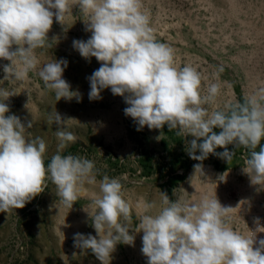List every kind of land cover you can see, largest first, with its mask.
Instances as JSON below:
<instances>
[{
    "label": "clouds",
    "instance_id": "obj_1",
    "mask_svg": "<svg viewBox=\"0 0 264 264\" xmlns=\"http://www.w3.org/2000/svg\"><path fill=\"white\" fill-rule=\"evenodd\" d=\"M74 7L91 36L73 40V47L89 62L92 57L100 62L87 78L90 100L102 99L101 91L110 88L113 95L123 97L128 105L124 113L138 125L137 131L167 125L178 137H194L187 151L197 161L213 154L230 163L235 153L228 145L246 149L243 172L251 185L259 186L257 191L264 189V82L242 100H229L221 107L223 66L212 74L215 82H208L192 64L180 66L175 49L157 40L143 0H0V59L10 61L3 65L4 80L27 81L29 73H36L56 101L75 97L80 102V94L63 78L68 61L55 59L38 68L36 52L52 48L48 33L53 17L64 25ZM15 94L0 88V212L23 208L48 188L49 181L71 209L85 183H98L101 195L93 200L94 212L85 209L97 235L75 233L73 241L74 247L90 250L101 264H110L117 244L134 246L135 234L129 231L133 208L138 220L135 233L143 232L141 252L147 264H264V239H256L264 232L259 218L255 231L247 235L234 230L231 213L238 205L223 206L215 192L184 203L161 193L163 207L155 214L156 204L143 197L133 205L125 199L120 180L104 174L97 181L94 161L61 154L77 137L61 130L66 121L58 112L50 114L48 123L58 126L59 150L46 165L45 140L25 135L32 121L25 126L15 114L6 115L10 108L5 101ZM218 147L224 151L216 152ZM194 169L204 176L202 163Z\"/></svg>",
    "mask_w": 264,
    "mask_h": 264
},
{
    "label": "rangeland",
    "instance_id": "obj_2",
    "mask_svg": "<svg viewBox=\"0 0 264 264\" xmlns=\"http://www.w3.org/2000/svg\"><path fill=\"white\" fill-rule=\"evenodd\" d=\"M143 2L157 40L175 49L180 66L192 64L208 77V82H215L212 74L223 66L219 79L221 107L229 100L242 99L264 82V0ZM82 19L76 7L65 17L64 25L53 17L48 33L52 48L36 50L38 68L55 59L68 61L63 78L72 91L80 94V102L75 97L56 101L54 92L36 73H29L27 81L4 80L3 65L10 61L0 59V88L17 93L5 101L10 108L6 115L15 114L25 126L32 121L25 135L45 140V164L59 150L58 126L48 123L50 114L58 112L66 121V128L61 130L77 137L61 154L77 153L94 161L99 170L97 181L104 174L120 180L125 199L133 205L143 197L156 204L155 214L163 207L161 193L184 203L215 192L223 206L238 205L231 213L230 226L234 230L245 235L255 231V218L264 226V189L257 191L259 186L251 185L243 172L244 153L234 155L226 167L216 166L212 157L194 160L187 151L188 141L194 137H178L167 125L162 130L144 126L137 131L138 125L124 113L128 105L123 97L113 95L110 88L101 91L102 99H89L87 78L100 62L95 57L89 62L73 47V40L86 41L91 36ZM198 163H202L204 176L195 173L194 165ZM56 192V186L49 181L48 188L23 208L0 212V264H101L90 250L82 252L74 247L73 241L75 233L97 235L85 209L94 212L93 200L101 195L99 184L85 183L80 199L71 209L62 204ZM38 217H49V229L40 226L43 232L32 231ZM59 222L62 225H57ZM137 225L133 208L129 231L135 234L134 246L117 244L110 264H147L141 252L143 232L135 233ZM256 239H264V232L257 233Z\"/></svg>",
    "mask_w": 264,
    "mask_h": 264
},
{
    "label": "trees",
    "instance_id": "obj_3",
    "mask_svg": "<svg viewBox=\"0 0 264 264\" xmlns=\"http://www.w3.org/2000/svg\"><path fill=\"white\" fill-rule=\"evenodd\" d=\"M239 100H242V99H239ZM214 131L219 132L220 130H219V129H214ZM262 144H264V140H262ZM227 147H228V149H229L230 151H233V152L235 153V155H236L237 153H244L246 156L248 155L247 150L244 149V148H242V147H241V148H236L234 145H228ZM257 150H259V149H257ZM215 151H216V152H222V151H224V149L218 147ZM210 157L213 158V160H214V164H215L216 166H221V165H222L223 167H226V166H228V164H229V162H228L227 160L222 159V158H220V157H218V156H216V155H213V154H209V156H208L206 159H208V158H210ZM206 159H204V160H206ZM204 160H203V161H204Z\"/></svg>",
    "mask_w": 264,
    "mask_h": 264
},
{
    "label": "crops",
    "instance_id": "obj_4",
    "mask_svg": "<svg viewBox=\"0 0 264 264\" xmlns=\"http://www.w3.org/2000/svg\"><path fill=\"white\" fill-rule=\"evenodd\" d=\"M44 217H42V219H40V217H38V219H36L35 220V222H34V228H32V231L33 232H36L37 231V233L38 232H43L41 229H40V226H42L43 227V230H44V228H46V227H48L49 225H50V223H49V221H48V219H49V217L47 218V217H45L44 219H43ZM41 220V221H40ZM45 222H47V224H45ZM41 224V225H40ZM57 225H62V222H59ZM33 227V226H32ZM48 229H49V227H48Z\"/></svg>",
    "mask_w": 264,
    "mask_h": 264
},
{
    "label": "built area",
    "instance_id": "obj_5",
    "mask_svg": "<svg viewBox=\"0 0 264 264\" xmlns=\"http://www.w3.org/2000/svg\"><path fill=\"white\" fill-rule=\"evenodd\" d=\"M71 155H77V153H70ZM67 155H69V154H67ZM84 155V154H83Z\"/></svg>",
    "mask_w": 264,
    "mask_h": 264
}]
</instances>
